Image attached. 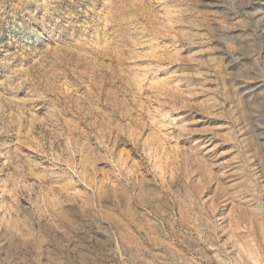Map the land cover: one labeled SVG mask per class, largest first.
<instances>
[{"label":"rangeland","instance_id":"rangeland-1","mask_svg":"<svg viewBox=\"0 0 264 264\" xmlns=\"http://www.w3.org/2000/svg\"><path fill=\"white\" fill-rule=\"evenodd\" d=\"M256 100L264 0H0V264H264Z\"/></svg>","mask_w":264,"mask_h":264},{"label":"bare ground","instance_id":"bare-ground-1","mask_svg":"<svg viewBox=\"0 0 264 264\" xmlns=\"http://www.w3.org/2000/svg\"><path fill=\"white\" fill-rule=\"evenodd\" d=\"M262 100V99H261ZM256 101H258V100H256ZM258 102H260V100L258 101ZM263 102V101H262ZM262 102H260V103H252V105H250V113H257V112H259V110H260V112H262V110L264 111V105L262 104ZM263 114V113H262ZM261 114V115H262ZM260 115V116H261ZM254 116V115H253ZM256 116V115H255ZM264 145V144H263ZM264 147V146H263ZM262 147V148H263ZM86 169V168H85ZM47 200H49V201H51V199H47ZM24 203V202H23ZM51 204V203H50ZM120 260V259H119Z\"/></svg>","mask_w":264,"mask_h":264}]
</instances>
